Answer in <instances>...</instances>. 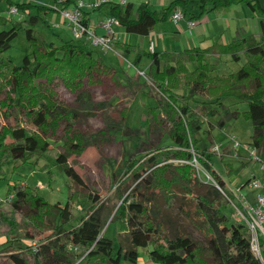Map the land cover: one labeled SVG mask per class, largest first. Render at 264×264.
<instances>
[{
  "label": "trees",
  "instance_id": "obj_1",
  "mask_svg": "<svg viewBox=\"0 0 264 264\" xmlns=\"http://www.w3.org/2000/svg\"><path fill=\"white\" fill-rule=\"evenodd\" d=\"M16 5L28 15L24 20H12L0 10V109L5 117H14L17 124H4L0 130V165L8 160L28 161L43 156L64 122H70L73 110L58 101L52 87L60 79L67 88L79 95L85 84L103 85L110 76L120 85L117 70L98 56L82 40L64 42L61 46L36 35L34 26L55 9L32 2L1 0ZM74 0H66L69 5ZM236 0H172L161 11L149 2L135 6L133 2H112L110 13L127 32L148 35L155 25L168 21L181 10L184 17L200 19L210 12H223ZM264 15L261 0H239ZM37 7L36 12L33 9ZM194 7L198 11L194 10ZM86 23H88L86 19ZM25 24L28 27H25ZM24 29L32 50L23 62L17 63L6 55L13 40ZM122 55L128 58L133 51V65L140 69L143 57L151 61L147 76L159 95L158 105L150 112L156 122L164 119L173 146L158 148L151 156H132L127 174L117 184L113 196L102 199L97 194H81L73 190L66 204L51 203L29 184L17 182L9 188L13 208L24 210V223L50 233L37 245L10 253L9 264H137L139 247H151L150 261L158 264H264V239L261 256L252 248V233L244 223L236 222L225 211L226 198L214 182L204 181L195 165L210 173L223 189L226 181L212 163L209 148H199L197 133L203 129L204 118L220 115L218 122L225 127L230 117L245 116L253 126L252 142L260 148L264 159V23L259 34H248L230 43L214 42L209 47H193L182 51L148 52L138 45L116 41ZM230 55L234 61L245 62L231 73H214L208 56ZM194 63L192 67L190 64ZM247 102L248 109L230 110L224 102L228 98ZM236 102V103H239ZM161 109L162 113H157ZM84 135L66 131L64 155L84 153ZM229 166V165H228ZM61 167L71 176L68 165ZM5 171L0 166V177ZM132 175V189L126 194L125 183ZM79 200L85 214L71 226L75 216L72 202ZM176 204L177 211L189 219L205 238L200 241L166 215ZM9 226L0 227V238L17 234L21 224L4 217ZM108 222H118L119 248L115 240L103 233ZM18 239L21 237L17 234ZM70 245L82 247L79 260L72 257Z\"/></svg>",
  "mask_w": 264,
  "mask_h": 264
},
{
  "label": "rangeland",
  "instance_id": "obj_2",
  "mask_svg": "<svg viewBox=\"0 0 264 264\" xmlns=\"http://www.w3.org/2000/svg\"><path fill=\"white\" fill-rule=\"evenodd\" d=\"M13 1L17 2V0ZM39 1L50 3V6H57L56 0ZM2 2L0 0V10L12 20H24L28 17L22 10L19 14L11 15L9 10L13 5L5 1L4 4ZM261 3L264 7V0H261ZM245 6L249 12L257 13L248 5ZM238 7L239 4L234 5V15L241 19L243 13ZM37 10V7L33 9L34 12ZM96 12L97 14L100 13L98 10ZM102 12L104 13L105 10ZM25 15L26 18H24ZM50 16L55 20L51 21ZM183 19L185 17L181 20ZM181 20L176 21L172 18L175 24ZM116 26L118 27L117 24ZM25 27L28 25L25 24ZM34 30L40 40L53 42L57 46L69 41L65 38L66 36H73L71 29L64 24L61 12L57 9L47 18L39 19ZM63 32L66 36H63ZM190 32L192 34V30ZM129 34L134 35L133 33ZM123 40L125 41V39ZM130 41L133 43L134 38ZM114 46L115 41L112 48L109 49V53L118 56L120 59L116 66L120 85H115L110 76H105L103 85L86 83L85 89L76 95L58 79L52 87L57 94L58 101L73 110L71 121L64 122L54 136H47L51 146L43 156H35L26 162L11 159L0 165L5 171V174L0 177V227L5 232L9 230L4 217L14 218L21 224L17 233L21 239H18L17 234L9 233L0 238V264H9L10 253L26 249L33 243L39 244L50 233V231H42L26 225L24 223L25 211L13 208V197L9 194V188L15 183L29 184L51 203L60 202L64 205L71 201V194L74 189L80 191L81 194H97L102 199H107L114 195L117 184L127 174V163L132 156H151L158 148L174 145L167 132L170 123L167 119H164L162 123L156 122L150 112L151 107L158 105L159 95L147 76L149 67L141 65L138 69L133 65L132 57H121ZM95 48L93 47V49ZM31 50L32 47L26 38V32L22 29L13 40L11 48L6 51V55L13 56L15 61L21 64L24 56ZM223 59L229 60L228 63L218 61L219 59L215 57L209 59L212 63H216V72L220 74L236 71L245 62L244 59L234 61L229 55H225ZM2 97L4 94L0 95V98ZM235 102L239 101L230 97L226 99L224 104H231L230 110L238 107L240 111H245L249 107L247 102ZM220 110V115L204 118V127L197 133V137L200 139L199 148L211 149L216 144L221 145L223 155L213 153L212 163L226 181L232 183L249 182L253 177H260L264 172L260 162L253 160L242 147L238 148L240 156L236 157V150L233 148V143L236 140L241 144L252 142L253 126L251 120L243 115L230 117L227 119L226 126L221 128L218 122L222 116H226V110L224 108H220ZM157 113L161 116V109H158ZM17 123V119L5 117L0 109V130L4 124L15 125ZM69 129L81 132L85 137L84 153L80 156L74 154L67 157L64 155L66 131ZM63 164L69 166L71 176L61 167ZM200 177L204 181L213 182L201 171ZM41 183L45 187H40ZM134 184L131 175L125 183L126 194ZM243 192L250 197L253 195L249 187H245ZM223 202L226 204V198ZM72 211L75 218L71 226L78 224L79 218L85 214L79 200L72 202ZM224 211L232 217L234 208L231 203L227 202ZM166 215L175 222L174 226L170 224L171 227H168L170 230L180 225L182 229L200 241H205L202 233L191 224L189 219L178 213L176 204L171 209H167ZM119 231L118 222H108L103 232L115 240L116 249L119 248ZM260 234L263 233L260 231ZM70 250L72 257L79 260L82 258L85 249L70 245ZM144 251L143 249L139 251V259L148 261V264H158L150 261L149 254ZM27 258L31 264H34L31 256L28 255ZM84 263L93 264L92 261H84Z\"/></svg>",
  "mask_w": 264,
  "mask_h": 264
},
{
  "label": "crops",
  "instance_id": "obj_3",
  "mask_svg": "<svg viewBox=\"0 0 264 264\" xmlns=\"http://www.w3.org/2000/svg\"><path fill=\"white\" fill-rule=\"evenodd\" d=\"M64 1L66 0H56L55 4H57V6L60 7H65V6L68 7L74 4L77 0H74L69 5L64 4ZM85 1L90 3L96 0H85ZM128 1L133 2L136 7L143 2H149L154 9L161 11L172 0H109L108 2L100 5L99 8L87 10L85 12V16L88 21L89 27L98 35L105 34L106 29L102 25V22L105 21L109 15H111L110 13L111 3L112 2L124 3ZM17 2H32L34 4L40 3L42 5H47L50 7V3H45L39 0H17ZM2 3L4 4L5 2L3 1ZM51 4H54V2H51ZM235 4H239L238 9H240V11L242 10L241 13L243 14L241 15V19L240 17L234 15L235 10L233 7ZM245 5L246 4L244 2L236 0L232 6L228 7L223 12L220 13L210 12L204 15L200 19H195L197 23L194 27H189L188 22L189 20H191L190 17H185V19L181 20L178 24H175L171 18L168 21H162L157 23L154 29L148 35H140L136 33H133L134 35H132L129 34L130 32L126 31V28L123 25L117 24L118 25L117 27L115 24L114 29L116 33V38H115L114 47H116V49L119 51L118 53L121 55V57H124L122 55V49L119 48L117 45L116 41L118 40L131 45H138L143 50L148 52L149 51L162 52V51H182L184 49L193 48L197 46L205 48L211 46L216 41L220 43H230L233 40L238 38H243L248 34H252V33L259 34L261 31V25L262 23H264V15H262L261 13L249 12V10L246 8ZM97 10L100 11L99 14H97L96 12ZM102 10H105V12L103 13ZM194 10L198 11L197 8L195 7ZM55 15L58 16L57 14ZM24 18H26V15L24 16ZM50 18L51 21L55 20L51 16ZM190 30H192V34ZM63 34H64L63 36H66L64 32ZM65 38L70 41L73 39V36L72 37L66 36ZM133 38H134V42L132 43L130 40H132ZM123 39H125V41ZM82 42L86 43L87 45H89L91 49H93L90 40L86 39V40H82ZM152 43L154 45L153 49L151 46ZM93 50L96 52L98 56L102 57L105 60V62L111 64L115 68L117 64L120 62L118 56L109 53L110 51L109 49L103 47H96ZM224 56L225 55H223L222 57H218L215 55H210L208 56V59H210V57L211 59L215 57L219 59L218 61H225L223 59ZM130 57H132V59L134 60V58L136 57V51H133L130 54L129 58ZM243 59L244 58L242 57L241 60ZM228 61L229 60H226L225 62L228 63ZM150 64L151 61L148 58L143 57L141 59L139 66L144 65L150 68ZM192 64H190V66H192ZM213 66H214V73L217 74L216 72L217 65L215 62L213 63ZM260 177H264V172ZM141 249L145 250L144 252L149 254L151 247H139V251ZM148 263H149L148 261H145L143 259H139L137 262V264H148Z\"/></svg>",
  "mask_w": 264,
  "mask_h": 264
},
{
  "label": "built area",
  "instance_id": "obj_4",
  "mask_svg": "<svg viewBox=\"0 0 264 264\" xmlns=\"http://www.w3.org/2000/svg\"><path fill=\"white\" fill-rule=\"evenodd\" d=\"M108 1L109 0H96L89 3L85 0H77L74 4L68 7H50L61 12L63 20L71 29L75 40L88 39L93 47L111 49L116 38L114 26L115 24H119V21L114 16L109 15L106 20L102 22V25L106 29V33L98 35L89 27L88 23H86L85 16L87 10L97 9L100 5ZM9 13L11 15L19 14L20 10L16 5H13L9 10ZM183 17L184 15L181 10L176 11L172 16L176 21L181 20ZM196 23L195 20H190L188 22L190 27H194ZM151 46L153 49V43ZM239 147L244 148L253 160L260 162L261 169L264 171V159L261 157L260 148L257 144L253 142L241 144L236 140L233 143V148L236 150V157L240 156L238 152ZM209 150L212 153L223 155L220 144L214 145ZM196 166L206 177L213 180L225 195L227 202L231 203L234 208L232 218L236 222L244 223L248 226L252 233V248L257 255L261 256V240L264 239V177H253L249 182L238 181L237 183H232L224 179L226 181V187L223 189L214 181L208 171L198 166L197 163ZM40 187H45V185L41 183ZM245 187L251 189L253 192L252 197L243 192ZM260 231L263 233L262 235L260 234ZM37 245L38 243H33L31 246L37 248Z\"/></svg>",
  "mask_w": 264,
  "mask_h": 264
},
{
  "label": "water",
  "instance_id": "obj_5",
  "mask_svg": "<svg viewBox=\"0 0 264 264\" xmlns=\"http://www.w3.org/2000/svg\"><path fill=\"white\" fill-rule=\"evenodd\" d=\"M104 232V231H103Z\"/></svg>",
  "mask_w": 264,
  "mask_h": 264
}]
</instances>
